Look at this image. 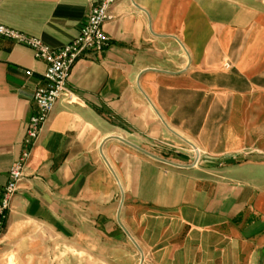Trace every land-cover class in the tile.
Here are the masks:
<instances>
[{
  "label": "crops",
  "instance_id": "obj_1",
  "mask_svg": "<svg viewBox=\"0 0 264 264\" xmlns=\"http://www.w3.org/2000/svg\"><path fill=\"white\" fill-rule=\"evenodd\" d=\"M88 14V0H0V24L53 49L70 43ZM112 14L103 26L110 46L77 62L71 101L56 104L34 143L0 258L19 218L67 241L131 237L143 264H243L244 250L260 255L263 200L230 169L258 160L231 155L214 136L229 120L230 90L258 76L264 5L118 0ZM45 71L31 49L0 38V197ZM182 138L204 156L193 158Z\"/></svg>",
  "mask_w": 264,
  "mask_h": 264
},
{
  "label": "rangeland",
  "instance_id": "obj_2",
  "mask_svg": "<svg viewBox=\"0 0 264 264\" xmlns=\"http://www.w3.org/2000/svg\"><path fill=\"white\" fill-rule=\"evenodd\" d=\"M250 84L248 88L230 90L224 108L229 120L223 122L225 131L222 126L217 128L214 140L228 143L231 155H246L247 160L251 156L257 158L255 164H246L237 170L230 168L231 178L251 184L264 203V57L257 78ZM182 140L189 145L193 158L204 156L193 144ZM132 243L129 240L115 243L103 238L67 241L46 226L19 218L8 235L0 264H143V252ZM257 251L244 250L241 263L253 264L254 260L256 264L258 261L264 264V248L260 255Z\"/></svg>",
  "mask_w": 264,
  "mask_h": 264
},
{
  "label": "built area",
  "instance_id": "obj_3",
  "mask_svg": "<svg viewBox=\"0 0 264 264\" xmlns=\"http://www.w3.org/2000/svg\"><path fill=\"white\" fill-rule=\"evenodd\" d=\"M117 1L88 0L87 21L70 43L58 49L50 48L38 38L0 24V38L31 49L34 58L46 64L43 83L33 96L36 113L27 123L23 150L9 171L7 184L0 197V238L12 209L13 199L25 177V168L34 143L56 104L63 98L70 100L67 84L73 68L84 56L102 54L110 46V39L103 31V26L114 19L112 8ZM258 1L264 3V0ZM27 75L31 76L32 73L27 72Z\"/></svg>",
  "mask_w": 264,
  "mask_h": 264
},
{
  "label": "water",
  "instance_id": "obj_4",
  "mask_svg": "<svg viewBox=\"0 0 264 264\" xmlns=\"http://www.w3.org/2000/svg\"><path fill=\"white\" fill-rule=\"evenodd\" d=\"M130 239L132 240V238L130 237ZM133 241V240H132ZM134 242V241H133Z\"/></svg>",
  "mask_w": 264,
  "mask_h": 264
},
{
  "label": "trees",
  "instance_id": "obj_5",
  "mask_svg": "<svg viewBox=\"0 0 264 264\" xmlns=\"http://www.w3.org/2000/svg\"><path fill=\"white\" fill-rule=\"evenodd\" d=\"M247 160H244V162H246Z\"/></svg>",
  "mask_w": 264,
  "mask_h": 264
}]
</instances>
